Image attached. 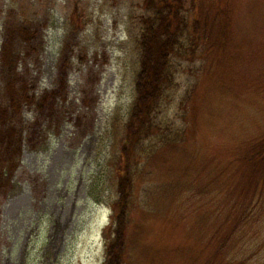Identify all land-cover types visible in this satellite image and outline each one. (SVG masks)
<instances>
[{
	"label": "rangeland",
	"instance_id": "1",
	"mask_svg": "<svg viewBox=\"0 0 264 264\" xmlns=\"http://www.w3.org/2000/svg\"><path fill=\"white\" fill-rule=\"evenodd\" d=\"M147 16L0 0V264H264V0H183L132 123Z\"/></svg>",
	"mask_w": 264,
	"mask_h": 264
},
{
	"label": "trees",
	"instance_id": "2",
	"mask_svg": "<svg viewBox=\"0 0 264 264\" xmlns=\"http://www.w3.org/2000/svg\"><path fill=\"white\" fill-rule=\"evenodd\" d=\"M147 18L154 25L149 28L145 24V28L141 37L140 46V66L141 70L137 76L136 93L132 102L131 121L135 123V114L141 110V106L147 107L153 90L157 83L166 79V64L169 59L171 50L183 47V35L185 32V22L183 16V0H143ZM152 15L150 16V14ZM181 37V38H180ZM181 39V41L179 40ZM129 126L128 128H131ZM250 150L252 151L247 158V165L264 164V135L258 139ZM109 231L103 232L104 236H108ZM116 243V242H113ZM114 245V244H113ZM111 242L106 248V255L110 254L113 248ZM119 249V246H118ZM117 249V251H118ZM121 254H119L120 257ZM118 253L113 257L108 256L106 264H117Z\"/></svg>",
	"mask_w": 264,
	"mask_h": 264
}]
</instances>
